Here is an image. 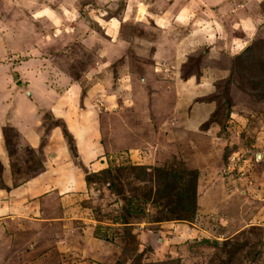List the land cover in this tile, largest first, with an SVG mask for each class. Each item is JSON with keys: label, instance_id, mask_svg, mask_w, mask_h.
<instances>
[{"label": "rangeland", "instance_id": "rangeland-1", "mask_svg": "<svg viewBox=\"0 0 264 264\" xmlns=\"http://www.w3.org/2000/svg\"><path fill=\"white\" fill-rule=\"evenodd\" d=\"M93 73L92 221L3 223L0 264H264V0H0V94ZM2 119L22 177L42 156ZM194 167L197 208L178 218L170 179Z\"/></svg>", "mask_w": 264, "mask_h": 264}, {"label": "crops", "instance_id": "crops-1", "mask_svg": "<svg viewBox=\"0 0 264 264\" xmlns=\"http://www.w3.org/2000/svg\"><path fill=\"white\" fill-rule=\"evenodd\" d=\"M77 33L72 31L71 34L76 38ZM61 52L63 50L57 49L56 57ZM92 79L69 78L66 85L59 82L65 79L50 82L42 76L26 88L15 90L11 87L12 93L0 94V115L5 123L15 128L18 147L32 148L34 155L42 156L37 158L39 169L30 170L22 177L15 176L12 174L16 167L15 154H9L4 148V135L0 131L4 185L0 187V225L19 220H33L38 224L92 219L88 218L90 209L83 206L90 192L86 174L90 170L105 167L101 157L105 150L100 145L101 127L98 122L106 112L99 96L101 92L94 90L96 85L102 88V82L96 79V75ZM34 84L39 85L38 91L32 88ZM46 113L54 119L63 120L51 125L47 129L48 133L42 126V118ZM68 144L75 150L77 158Z\"/></svg>", "mask_w": 264, "mask_h": 264}, {"label": "trees", "instance_id": "trees-1", "mask_svg": "<svg viewBox=\"0 0 264 264\" xmlns=\"http://www.w3.org/2000/svg\"><path fill=\"white\" fill-rule=\"evenodd\" d=\"M65 133L68 135L67 131ZM160 171H162L163 177L167 179L169 172L167 170L163 172L162 169H160ZM185 171L187 175L184 174V175L177 176L176 174H173L175 178L170 179L171 183L174 185L175 189L177 190L178 197L176 199V203L174 204V206L170 207L169 209H171L172 211H175V214H178V218H185L184 216L186 215L187 219H191L193 218V213L195 214V211L197 208V197H196V192H195L196 190L195 185L199 179V169L194 167L192 169H187ZM190 178H191V183L185 184L184 181ZM190 186H193V188L192 187L190 188ZM171 199L172 198H170V200ZM168 205H170V201Z\"/></svg>", "mask_w": 264, "mask_h": 264}, {"label": "clouds", "instance_id": "clouds-1", "mask_svg": "<svg viewBox=\"0 0 264 264\" xmlns=\"http://www.w3.org/2000/svg\"><path fill=\"white\" fill-rule=\"evenodd\" d=\"M20 82V81H19Z\"/></svg>", "mask_w": 264, "mask_h": 264}]
</instances>
